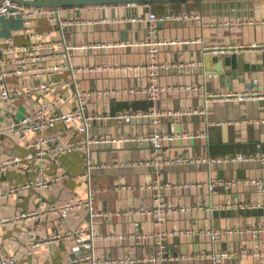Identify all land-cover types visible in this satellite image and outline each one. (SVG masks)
<instances>
[{
  "label": "crops",
  "instance_id": "1",
  "mask_svg": "<svg viewBox=\"0 0 264 264\" xmlns=\"http://www.w3.org/2000/svg\"><path fill=\"white\" fill-rule=\"evenodd\" d=\"M1 1V0H0ZM149 5V7L147 6ZM62 17L76 18L78 26L66 29V40L77 45H101V48H84L73 52L75 81L81 91L100 88H132L145 86L148 82L151 57L150 47L125 45L105 47L106 44H137L145 42H165L157 45L155 61L172 65L168 70H158V81L165 89L158 100L149 101L138 96L118 94L108 100L91 98L87 103L90 113L114 115L120 111L141 110L163 112L168 110L205 109L203 114L165 116L156 124L161 130H182L204 132L205 139H190L166 144L154 153L148 143L125 141L147 134L153 126L150 119L136 120L131 124H119L114 119L93 122L88 129L92 138H116V143L89 144L88 158L91 169L88 177L86 150L72 151L53 159L23 161L21 168H9L0 172V191L11 186H22L32 182V186L14 191L0 198V219L14 218L22 212L36 209L40 202L62 204L72 197H85L88 184L98 190L94 208L105 214L93 220L94 227L103 235L122 234L124 239L102 238L94 241L92 250L74 252L76 234L53 243L32 248L26 245L31 232L40 231L39 238L46 240L55 232L88 225V217L81 210L79 221L60 223L59 216L45 215L38 219L0 224V242L16 258V264H48L70 260L77 254L91 252L94 258L103 259L101 264H112L109 260L127 256L149 255L157 246V241L144 240L137 243L129 238L135 231L153 232L164 235L163 244L174 255H196L201 251L254 249L264 246L263 235L254 237L252 233H236L221 243L212 244L204 230L217 228L264 226V192L255 185L236 184L229 189L217 187L216 193L203 187H184L189 183H209L215 180H244L264 178V164L254 159L249 162L216 165L213 168L193 165L155 166L156 160L176 155L225 156L245 154L257 157L264 154V98L253 96L240 98L244 94L264 91V0H187L180 2H153L109 4L59 8ZM159 17L155 21L154 32L149 33L150 12ZM128 17H140L141 21L129 22ZM83 20L90 22L84 24ZM104 20V21H102ZM102 21V22H101ZM228 22L229 25L225 23ZM238 23V24H236ZM20 26L19 21L2 18L0 37H5ZM35 29H56L43 17L35 20ZM24 38L17 37V40ZM175 41V42H173ZM242 45L243 48L225 54L205 52V46ZM90 70V71H88ZM63 80L70 78V72H61ZM11 83L19 80L11 78ZM29 84L30 81H23ZM202 86L210 94H232L207 99L203 93L194 94L173 89L178 84ZM58 93L67 94L61 88ZM149 103L147 108H134L133 104ZM72 101L59 105L64 111L72 109ZM18 109L25 110V100L17 103ZM3 119V117L1 118ZM70 128L57 126L52 134L64 141L84 138V134ZM260 145V151L258 149ZM26 150L18 140L3 137L0 140V160L8 157L23 158ZM61 168L72 175L71 178L47 189L38 188L36 182L58 173ZM174 184L164 188L163 197L169 205L191 207L177 212L161 224H155L151 214L130 210L151 209L155 202L156 189L151 184L158 178ZM95 183H93V181ZM183 185V186H182ZM261 204V205H260ZM222 206L213 208V206ZM238 205H260L256 208H240ZM192 228V234L173 235L176 229ZM31 230V231H30ZM30 231V232H29ZM36 239V240H37ZM143 264V263H136ZM165 264H210L207 259L180 260ZM225 264H264L250 258L232 259Z\"/></svg>",
  "mask_w": 264,
  "mask_h": 264
},
{
  "label": "built area",
  "instance_id": "2",
  "mask_svg": "<svg viewBox=\"0 0 264 264\" xmlns=\"http://www.w3.org/2000/svg\"><path fill=\"white\" fill-rule=\"evenodd\" d=\"M22 1H47V0H22ZM149 7V5H147ZM79 9V6H75ZM104 7V5H103ZM43 17L50 25L56 24V29L36 30L34 27L35 20ZM169 15L159 17L156 13L150 12L148 22L151 23L149 33L154 32L155 21H160L168 18ZM6 18L9 20H17L20 26L5 37H0V140L7 136L18 140L20 146L26 150V155L23 158L8 156L0 160V172H4L9 168H21L23 161L32 162L38 160L41 164L45 158L50 157L56 159L63 154L86 150L87 153V169L85 174L89 177L92 168L98 166H91L88 158L89 144H103L116 143L120 139L108 138H92L88 136V129L93 122H101L102 120L114 119L119 124H131L136 120L150 119L153 123L152 129L145 135L138 138H126L125 141H138L141 143H148L154 153L160 152L166 144H173L175 142H183L192 139H205L207 134L204 132H192L182 130H161L157 128V123L160 118L165 116L203 114L205 109H189V110H168L163 112L129 110L120 111L114 115L107 113H90L87 108V103L91 98H99L108 100L118 94H125L129 96H138L146 98L149 101H156L160 98L161 93L165 89H170V86L164 87L158 81V70H168V64L157 63L154 57L157 54V45L165 42H145L137 44L112 43L106 44L105 47H117L125 45H144L150 47L148 53L151 57L150 70L148 72V82L145 86L132 88H100L96 90L81 91L75 81L74 72L80 70L75 68L71 62V56L74 51L84 48H101V45H93L88 47L86 45H77L66 40V29L71 26H78L81 21L76 18H65L61 16L59 8L40 7L27 5L15 0H1L0 1V20ZM140 17H128L127 21L135 22L141 21ZM104 21V20H102ZM101 21V22H102ZM84 24L89 23V20H83ZM229 25L228 22L225 23ZM238 24V23H236ZM17 37L24 39L17 40ZM175 42V41H173ZM242 45H228V46H205V52L214 53H229L242 49ZM69 71L70 78L63 80L60 76L61 72ZM90 71V70H88ZM15 78L19 83H11L9 80ZM23 81H30L29 84H23ZM61 88L69 90L67 94L58 93ZM181 92H189L194 94L203 93L207 99L219 98V96H232V94H210L205 91L202 86L190 84H178L172 87ZM258 96L264 98V91L244 94L238 96L240 98H251ZM20 100H25L28 108L25 110L18 109L17 103ZM72 101V109L64 111L59 108V105ZM3 117V119H1ZM70 128L72 134L74 131L84 134V138L69 139L64 141L61 136L52 134L57 126ZM260 145L258 149L260 151ZM259 158V159H258ZM258 159L264 164V154L259 152L257 157L252 155H245L241 153L227 154L225 156L209 157V156H194V155H176L174 157H167L163 160H156L154 163L156 167L161 165H193L206 166L213 168L216 165H227L238 162H249ZM151 184V187L156 189L155 202L151 209L130 210L127 213L140 212L144 214H151L155 217V224H161L164 220L171 218L177 212H185L191 208L188 206H172L169 205L163 197L162 191L164 188L175 185L169 182L161 181L159 177ZM72 175L61 168L58 173L47 179L36 182L38 188L47 189L51 184L57 185L64 180L71 178ZM251 184L255 185L258 190L264 192V178H247L244 180H215L209 183H189L184 187H203L209 192L216 193L217 187L229 189L236 184ZM32 182H28L22 186H11L8 191L1 192L0 198L6 195L20 191L24 188L32 186ZM183 186V185H182ZM97 188L88 184L85 197H72L62 204L47 203L42 200L39 206L34 210L22 212L14 218H2L1 223H6L14 220L15 222L29 221L38 219L47 214L59 216L60 223H69L70 221H79L82 217L79 211H83L88 217V225L75 227L69 223L72 229L66 232H55L51 234L46 240L39 238L37 234L40 231L31 232V237L26 245L32 248L40 247L46 243H53L65 237L69 238L74 234L76 238V246L74 252H80L84 249L92 250L94 241L102 238H117L124 239L122 234L103 235L94 227L93 220L95 218H103L105 214L94 208L95 195ZM261 205V204H260ZM260 205H238L240 208H256ZM222 206H213L218 208ZM31 231V230H30ZM29 231V232H30ZM195 230L192 228L176 229L172 231L173 235L177 234H192ZM250 232L254 237L262 234L264 240V226L260 228L254 227H233V228H217L211 226L204 230L210 240V243H221L230 235L236 233ZM129 238L135 240L137 243L144 240H155L157 246L149 255L141 257L127 256L122 259H112L109 263L112 264H165L166 262H178L180 260H195L207 259L210 264H225L226 261L232 259L252 258L257 261L264 260V246L261 248H242L238 250H211L201 251L196 255H174L170 254L166 246L163 244L164 235L153 232L140 233L138 231L129 234ZM37 239V240H36ZM103 259H96L90 253L77 254L74 258L65 261L48 264H101ZM0 264H16V258L10 254L5 246L0 242ZM37 264V263H32Z\"/></svg>",
  "mask_w": 264,
  "mask_h": 264
},
{
  "label": "water",
  "instance_id": "3",
  "mask_svg": "<svg viewBox=\"0 0 264 264\" xmlns=\"http://www.w3.org/2000/svg\"><path fill=\"white\" fill-rule=\"evenodd\" d=\"M27 5L40 6V7H51V8H62V7H73V6H96V5H109V4H138V3H153V2H180L187 0H47V1H22L15 0Z\"/></svg>",
  "mask_w": 264,
  "mask_h": 264
},
{
  "label": "trees",
  "instance_id": "4",
  "mask_svg": "<svg viewBox=\"0 0 264 264\" xmlns=\"http://www.w3.org/2000/svg\"><path fill=\"white\" fill-rule=\"evenodd\" d=\"M148 104L149 103H136V104H133V107L134 108H138L139 107V108H143L144 109V108H147Z\"/></svg>",
  "mask_w": 264,
  "mask_h": 264
},
{
  "label": "rangeland",
  "instance_id": "5",
  "mask_svg": "<svg viewBox=\"0 0 264 264\" xmlns=\"http://www.w3.org/2000/svg\"><path fill=\"white\" fill-rule=\"evenodd\" d=\"M93 181V183H95V181L94 180H92Z\"/></svg>",
  "mask_w": 264,
  "mask_h": 264
}]
</instances>
